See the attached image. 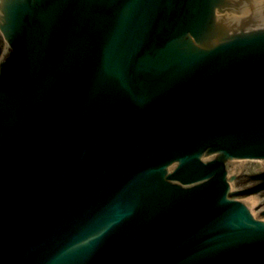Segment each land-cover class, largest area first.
Segmentation results:
<instances>
[{
  "label": "water",
  "instance_id": "obj_1",
  "mask_svg": "<svg viewBox=\"0 0 264 264\" xmlns=\"http://www.w3.org/2000/svg\"><path fill=\"white\" fill-rule=\"evenodd\" d=\"M0 264H264V0H0Z\"/></svg>",
  "mask_w": 264,
  "mask_h": 264
}]
</instances>
